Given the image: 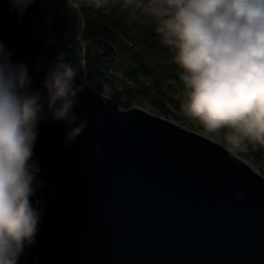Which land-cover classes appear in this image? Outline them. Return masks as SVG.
<instances>
[{"label": "water", "instance_id": "water-1", "mask_svg": "<svg viewBox=\"0 0 264 264\" xmlns=\"http://www.w3.org/2000/svg\"><path fill=\"white\" fill-rule=\"evenodd\" d=\"M82 26L72 0H34L22 16L0 0V41L33 90L44 95L58 52L79 63L73 112L88 125L65 145V122L38 124L43 184L32 200L44 211L19 264H264V174L207 136L101 94L85 78Z\"/></svg>", "mask_w": 264, "mask_h": 264}, {"label": "clouds", "instance_id": "clouds-1", "mask_svg": "<svg viewBox=\"0 0 264 264\" xmlns=\"http://www.w3.org/2000/svg\"><path fill=\"white\" fill-rule=\"evenodd\" d=\"M8 2L22 16L34 0ZM114 2L130 14L158 18L157 31L183 69L184 116L205 135L222 137L237 163L250 144L264 147V0H94V6ZM67 56L58 52L44 68L42 96L32 89L27 66L13 62L0 41V264H19L40 231L44 209L32 200L43 184L33 160L38 124L49 116L65 122V145L88 127L73 112L83 84L76 83L79 63ZM100 148L98 143L97 156ZM89 161L95 163L91 156ZM234 198L244 197L237 192Z\"/></svg>", "mask_w": 264, "mask_h": 264}, {"label": "trees", "instance_id": "trees-1", "mask_svg": "<svg viewBox=\"0 0 264 264\" xmlns=\"http://www.w3.org/2000/svg\"><path fill=\"white\" fill-rule=\"evenodd\" d=\"M72 1L83 19L80 38L84 46L85 78L94 88L102 92L105 84H111L108 64L115 63L121 68L120 77L124 81L141 84L142 95L153 92L162 108L165 102L160 82L164 80L180 89L185 99L183 69L157 31L158 18L147 13L130 14L115 2L110 7L96 8L94 0ZM146 80H150V86H146ZM121 104L129 106L127 102ZM250 147L255 158L264 162V147L252 144Z\"/></svg>", "mask_w": 264, "mask_h": 264}, {"label": "rangeland", "instance_id": "rangeland-1", "mask_svg": "<svg viewBox=\"0 0 264 264\" xmlns=\"http://www.w3.org/2000/svg\"><path fill=\"white\" fill-rule=\"evenodd\" d=\"M109 79L111 81L110 85L105 84L103 86L101 94L117 101L119 107L122 109H127L132 106L140 107L146 111L152 112L154 114L163 116L176 124L194 130L204 136H207L214 141L223 144L222 137L214 135H205L202 127L195 121L190 120L184 116L181 111V104L184 101V93L177 87L171 86L167 81L160 82V89L164 98V107L162 108L157 103V98L153 92L146 95L140 93V85H133L130 82L124 81L121 76V68H119L115 63L108 64ZM116 77V78H115ZM150 80H146V86H150ZM132 96L128 98L127 93ZM122 102H127L129 106L122 105ZM163 110V111H162ZM224 145V144H223ZM225 146V145H224ZM250 145L248 146V151L245 153H240L239 156L248 164H250L256 171L264 174V162L259 161L255 158L251 151Z\"/></svg>", "mask_w": 264, "mask_h": 264}]
</instances>
